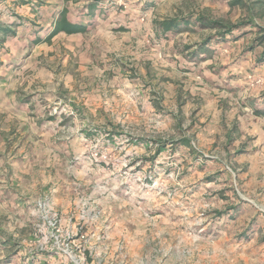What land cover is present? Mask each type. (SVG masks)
<instances>
[{
	"label": "rangeland",
	"instance_id": "rangeland-1",
	"mask_svg": "<svg viewBox=\"0 0 264 264\" xmlns=\"http://www.w3.org/2000/svg\"><path fill=\"white\" fill-rule=\"evenodd\" d=\"M41 1L35 29L62 9L91 28L0 47V239L60 264H264V0ZM190 15L258 25L202 52L215 30L155 33Z\"/></svg>",
	"mask_w": 264,
	"mask_h": 264
},
{
	"label": "trees",
	"instance_id": "trees-1",
	"mask_svg": "<svg viewBox=\"0 0 264 264\" xmlns=\"http://www.w3.org/2000/svg\"><path fill=\"white\" fill-rule=\"evenodd\" d=\"M106 1V0H105ZM104 0H92L86 7L87 10V16L94 15V11L97 9L102 12L105 8L107 9L113 8V3L110 2L111 0H108V5L105 4ZM152 1V0H151ZM8 2H12L16 6L21 5H28L32 9V11L36 10L37 8L41 7L42 2L41 0H0V15L3 13L8 6ZM104 2V3H103ZM244 2L243 0H231L230 4H240ZM152 4V3H150ZM244 4V3H243ZM8 12L10 11L9 8H7ZM67 10L62 9L56 17H53L52 25L50 28H47L44 30L43 28H37L35 29L33 26L37 25L34 18H37L34 15V18L29 17H23L21 15H18L14 12H9L8 14L11 17V20L5 21L2 18H0V47L3 46V42L7 40L8 37L16 38H26L29 42L38 44L42 42H49L51 38L56 35L59 32H63L65 34H74V33H83L86 32L91 28L90 24H86V22H80L78 20H70L67 17ZM84 13V12H83ZM105 13V11H104ZM248 24L257 26L258 24L254 23L253 19H249L243 22L239 23H227L223 21L222 19H211L204 15H197V16H184V17H171L166 18L162 20H153V25L155 29V33L158 35H166V34H173L182 32L188 29H192L193 26H196L198 28H207L210 30H215L214 34H211L207 36L202 42L196 43L194 50L196 52H202L207 50V44L210 41H228L235 40L238 38V35H236V29H240L244 26H247ZM260 27V30L263 32L260 36L256 37L254 39L253 44L250 46V48H254L257 44L264 43V27ZM31 30V32L29 31ZM40 31H43L45 33H40ZM187 48V47H185ZM195 51H193L191 54H194ZM264 58V52L261 54V56L258 58V62H262ZM76 110V109H75ZM256 114H264V110H257L255 109ZM229 139H232L230 135H228ZM113 138V137H112ZM111 137L108 140H113ZM157 144L156 151L157 153L161 150V148L164 146V141L162 140H156ZM218 214H221L222 212L216 211ZM15 243L11 239H5L0 240L1 247L8 248L11 250V253L7 255L8 259L12 258L16 253L18 252V248L14 247ZM12 248V249H11ZM28 256H31V253H28ZM32 255H34L32 253ZM35 256V255H34ZM3 262H7V259H4Z\"/></svg>",
	"mask_w": 264,
	"mask_h": 264
},
{
	"label": "crops",
	"instance_id": "crops-1",
	"mask_svg": "<svg viewBox=\"0 0 264 264\" xmlns=\"http://www.w3.org/2000/svg\"><path fill=\"white\" fill-rule=\"evenodd\" d=\"M43 3L44 2H42V5H41V7H39V8H42L43 7ZM26 6H28V5H21V6H17V8H20V12L22 13V14H24L23 15V17H28V15H30V16H32L33 18H34V15L36 14V15H38V16H36L37 18H39L40 16H39V13H35V14H33L32 12H30L29 13V11H28V9H26ZM29 8H30V6H29ZM31 11H32V9H31ZM61 10H58L57 11V13H55L53 16H52V21H53V17H56L57 16V14L60 12ZM28 14V15H27ZM30 18V17H29ZM44 30H46L45 28H43ZM40 32H43V31H40ZM59 33H63V32H59ZM59 33H57V34H59ZM56 34V35H57ZM55 36V35H54ZM53 36V37H54ZM27 40V39H26ZM27 43H29L28 42V40H27ZM236 123V122H235ZM0 240H3V239H0ZM0 249H4L5 250V253H6V257L4 258H2L1 260H0V264H60V263H62L63 262V259H61L60 260V258L59 259H53V257H52V254H50L49 252L48 253H42V254H34V255H32V253H31V256H28L29 254H26V253H24V252H20V253H16V255H14L12 258H10V259H8V257H7V255L9 254V253H11V251H10V249H8V248H4V247H1V245H0ZM18 254L19 255H21V257L20 258H18L17 256H18ZM54 255V254H53ZM4 259H7V262H3V260ZM61 261V262H60ZM16 262V263H15ZM59 262V263H58Z\"/></svg>",
	"mask_w": 264,
	"mask_h": 264
},
{
	"label": "built area",
	"instance_id": "built-area-1",
	"mask_svg": "<svg viewBox=\"0 0 264 264\" xmlns=\"http://www.w3.org/2000/svg\"><path fill=\"white\" fill-rule=\"evenodd\" d=\"M80 236L83 237V234H81ZM40 249H46V246L40 245ZM74 261H76L78 263L77 259H75Z\"/></svg>",
	"mask_w": 264,
	"mask_h": 264
}]
</instances>
